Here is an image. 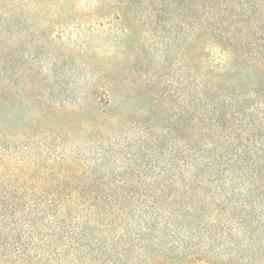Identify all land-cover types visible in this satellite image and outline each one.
<instances>
[{"label": "rangeland", "instance_id": "obj_1", "mask_svg": "<svg viewBox=\"0 0 264 264\" xmlns=\"http://www.w3.org/2000/svg\"><path fill=\"white\" fill-rule=\"evenodd\" d=\"M184 2L0 0V160L30 163L38 178L59 161L112 172L94 168L68 196L43 194L40 178L21 199L0 201V264H238L227 207L165 165L191 136L182 113L192 114L199 66L216 91L211 153L224 157L214 179L232 203L242 198L232 186L250 177L229 157L264 145V127L240 131L237 118L264 119V0L230 2L244 35L235 41L198 35ZM259 183L246 187L259 193Z\"/></svg>", "mask_w": 264, "mask_h": 264}, {"label": "trees", "instance_id": "obj_2", "mask_svg": "<svg viewBox=\"0 0 264 264\" xmlns=\"http://www.w3.org/2000/svg\"><path fill=\"white\" fill-rule=\"evenodd\" d=\"M183 8H192L194 15L190 18L194 21V27L198 35L210 34L212 37H219L235 41L239 36H244L242 31L237 27L238 24V11L236 8L238 2L233 0H184ZM155 2V1H154ZM209 3V7L206 13L201 12L203 3ZM129 8L136 9L139 7L149 8V0H128ZM175 5L174 2H171ZM206 3V4H207ZM152 5L155 3H151ZM161 4V3H160ZM233 6V7H232ZM231 18L233 24L228 28L227 19ZM264 20V15H262ZM237 27V28H236ZM241 33V35H240ZM227 36V37H226ZM199 66L196 67L195 82L193 87V99H192V114H188V110H183L182 113V136L187 128V122H191V136L189 142L191 147H188V140H180L179 146L172 149L169 153L170 159L166 162V167L169 169L177 168L181 173L185 172L190 175V179L197 184L199 188L205 189L210 193V197L219 200L221 205L227 207L226 216L229 219L228 232L231 237L237 238L239 236L240 245L243 249L239 252V261H246L247 264H264V172L258 174L257 168H262L264 165V145L261 147H254L253 151L241 157L234 154L233 157H229L236 166L238 172L244 171L243 175L255 178L260 181L258 186V192L254 193L251 189V185L246 187L250 179L243 180L242 182L233 185L236 194H240L242 198L238 197V202L232 203L228 198L229 190L225 187L224 183L217 184V179H214V175H220V163L224 157L223 154L211 153L210 142V116L212 114L210 93H216L213 87L209 84V74L201 73ZM2 95L0 92V102ZM108 102L109 99L107 100ZM118 109L119 104H118ZM116 107V108H117ZM216 112V109H213ZM240 121V131L247 132L249 127L254 125L252 130H260L264 127V119L259 117L256 122V118H250L248 116L237 117ZM235 117V119H237ZM221 110H218V117L216 118V128L214 130L219 134L222 132L221 128L224 126L222 121ZM250 139V134H246ZM220 141V139H218ZM261 145V141L256 143ZM222 143H218V152H221ZM1 154V151H0ZM228 156V155H227ZM20 161L16 163V167H8L2 160H0V201H6L7 199H21L23 193L21 190H28L39 188V184H35L36 180L42 178L46 184L42 188V193H51L54 196H62L66 194V191L70 190L72 184L76 181H89L91 182L92 176L97 168V171L108 172L109 167L104 162H97L95 165L81 164L80 162H73V166H67L63 161H59L57 166L53 169L45 171L41 176L36 177L30 163L25 165ZM153 167L159 163L155 160L150 163ZM263 164V165H262ZM24 165V166H23ZM81 168V173L75 172L76 169ZM148 170V168L144 169ZM217 171V172H216ZM112 173L111 171H109ZM216 172V173H215ZM46 189H55L52 193ZM211 189L213 193L211 194ZM68 196V195H64ZM171 264V263H168Z\"/></svg>", "mask_w": 264, "mask_h": 264}]
</instances>
